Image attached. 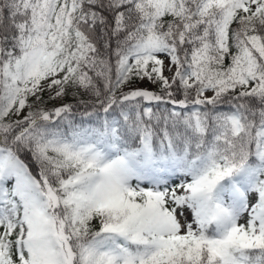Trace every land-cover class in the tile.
<instances>
[{
	"label": "snow or ice",
	"instance_id": "6c2138e0",
	"mask_svg": "<svg viewBox=\"0 0 264 264\" xmlns=\"http://www.w3.org/2000/svg\"><path fill=\"white\" fill-rule=\"evenodd\" d=\"M0 264H264V0H0Z\"/></svg>",
	"mask_w": 264,
	"mask_h": 264
}]
</instances>
